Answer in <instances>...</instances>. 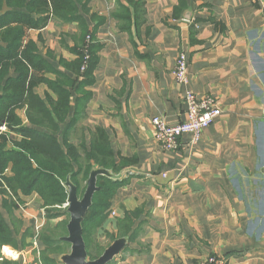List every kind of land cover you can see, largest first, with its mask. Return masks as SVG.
Masks as SVG:
<instances>
[{
    "label": "crops",
    "instance_id": "obj_1",
    "mask_svg": "<svg viewBox=\"0 0 264 264\" xmlns=\"http://www.w3.org/2000/svg\"><path fill=\"white\" fill-rule=\"evenodd\" d=\"M76 2L81 19H52L29 36L69 78V84L61 80L71 97L66 120L55 119L59 139L73 117L75 145L104 133L116 162L128 164L114 176L123 184L108 217L93 229L94 258L125 238L107 264H199L211 255L224 264H264V0ZM81 27L96 59L89 80L79 77L75 64ZM181 52L186 84L173 75ZM48 78L60 79L52 72ZM34 90L48 107L47 95L58 100L46 83ZM188 90L213 97L221 114L197 141L186 133L167 151L151 120L183 121ZM25 111H19L24 119ZM24 197L13 211L22 221L15 224L18 246L0 247V264H46L40 253L46 243L37 235L60 227L56 239L66 236L63 215L48 220L37 193ZM0 210L10 222L1 196ZM64 242L58 243L62 251L46 255L47 264H64L61 257L71 249Z\"/></svg>",
    "mask_w": 264,
    "mask_h": 264
},
{
    "label": "trees",
    "instance_id": "obj_2",
    "mask_svg": "<svg viewBox=\"0 0 264 264\" xmlns=\"http://www.w3.org/2000/svg\"><path fill=\"white\" fill-rule=\"evenodd\" d=\"M78 10L76 0H0V128L6 127V131L0 134V196L10 220L0 210V247L18 246L16 226L22 221L13 211L23 203L22 195L37 193L48 220L68 215L67 208L63 207L68 200L67 178L82 195L91 170L105 168L113 175L98 176L99 189L94 193L92 205L83 221L84 240L89 256L94 258L90 249L93 229L103 225L111 199L123 184L114 176L128 164L125 159L116 162L104 133L92 135L89 145L86 140L75 145L71 141L72 120L75 121L72 117L62 131V140L56 135L59 128L55 119L65 121L70 109L71 91L61 85V80L69 84V78L53 68L29 36L31 29L40 30L52 19H81ZM86 34L82 28L83 44L75 64H78L79 77L89 80L96 59L93 44H86L90 40ZM85 46L89 54L87 59ZM51 72L60 79L50 80L48 73ZM70 82L73 85L76 80ZM42 83L58 95L57 101L46 96L49 107L34 90ZM22 109L26 110L25 119L19 114ZM41 125L53 130L42 132L34 127ZM62 207L64 210L60 213ZM67 223L68 220L62 222L66 235ZM58 230L60 227H46L37 235L46 243L45 250L40 252L46 264L51 260L46 257L48 253L62 251L58 243L64 241L56 239L61 236ZM27 233L21 235V242Z\"/></svg>",
    "mask_w": 264,
    "mask_h": 264
},
{
    "label": "built area",
    "instance_id": "obj_3",
    "mask_svg": "<svg viewBox=\"0 0 264 264\" xmlns=\"http://www.w3.org/2000/svg\"><path fill=\"white\" fill-rule=\"evenodd\" d=\"M88 56H86V59ZM173 75L179 84L188 82V63L184 52H181L176 60ZM186 106L185 119L179 123H168L163 117L155 116L151 124L155 128V138L167 151L178 148L183 134L192 133L197 141L201 132L207 129L214 120L220 116L221 109L217 107L215 99L211 96H198L194 91L188 90L184 95ZM5 126L0 129L5 130ZM65 203L63 207H67ZM114 214V212H112ZM199 264H224L217 256L211 255L203 259Z\"/></svg>",
    "mask_w": 264,
    "mask_h": 264
},
{
    "label": "water",
    "instance_id": "obj_4",
    "mask_svg": "<svg viewBox=\"0 0 264 264\" xmlns=\"http://www.w3.org/2000/svg\"><path fill=\"white\" fill-rule=\"evenodd\" d=\"M99 175L111 177L113 174L105 168H93L86 181V188L82 195L78 194L77 186L68 177L65 186L68 190L67 212L69 220L67 223V235L62 239L71 245L68 253L61 259L64 264H107L117 256L126 245L125 238L114 240L96 258H90L86 242L83 236V221L93 202L94 193L99 189L97 179Z\"/></svg>",
    "mask_w": 264,
    "mask_h": 264
},
{
    "label": "rangeland",
    "instance_id": "obj_5",
    "mask_svg": "<svg viewBox=\"0 0 264 264\" xmlns=\"http://www.w3.org/2000/svg\"><path fill=\"white\" fill-rule=\"evenodd\" d=\"M86 44H89L88 42L86 43ZM85 54H86V56H88L89 54H88V49H87V46H85ZM6 131V128H5V130H3V129H0V134L2 133V132H5ZM86 184V183H85ZM23 199H25V197L22 195L21 196ZM63 219L64 220H69V214L67 215V214H63ZM95 238L92 236L91 237V243H90V249H91V251H92V253L94 254V255H97V253H98V251L99 250H96L95 249V246H94V244H95ZM98 255H100V254H98Z\"/></svg>",
    "mask_w": 264,
    "mask_h": 264
}]
</instances>
